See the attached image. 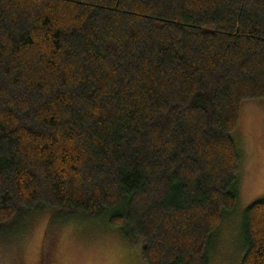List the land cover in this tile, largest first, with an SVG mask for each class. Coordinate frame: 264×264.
Masks as SVG:
<instances>
[{"label":"trees","instance_id":"trees-1","mask_svg":"<svg viewBox=\"0 0 264 264\" xmlns=\"http://www.w3.org/2000/svg\"><path fill=\"white\" fill-rule=\"evenodd\" d=\"M252 98L264 0H0V227L105 215L144 264H208ZM241 231L264 264V198Z\"/></svg>","mask_w":264,"mask_h":264},{"label":"rangeland","instance_id":"rangeland-1","mask_svg":"<svg viewBox=\"0 0 264 264\" xmlns=\"http://www.w3.org/2000/svg\"><path fill=\"white\" fill-rule=\"evenodd\" d=\"M231 136L238 149L237 204L223 216L208 264H239L244 209L264 198V100L244 99ZM141 242L131 243L105 215L76 216L49 224L47 210L32 211L0 227V264H144Z\"/></svg>","mask_w":264,"mask_h":264}]
</instances>
